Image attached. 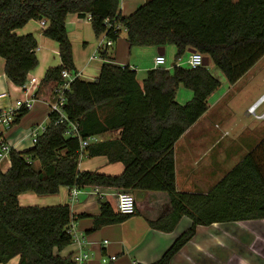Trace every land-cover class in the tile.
<instances>
[{
    "label": "trees",
    "instance_id": "1",
    "mask_svg": "<svg viewBox=\"0 0 264 264\" xmlns=\"http://www.w3.org/2000/svg\"><path fill=\"white\" fill-rule=\"evenodd\" d=\"M70 15H89L95 37L104 34L116 42L124 30L130 48L174 46L175 60L188 50L200 53L229 85L264 56V0H148L128 17L121 16L119 0H0V58L14 86L23 87L38 65L35 37L19 30L32 20L44 21L43 37L58 46L60 65L47 69L33 95L36 100L49 98L62 84L63 70L74 72L66 29ZM101 59L95 81L77 78L71 83L63 111L83 140L119 131V139L93 143L85 153L121 163L123 171L116 176L79 171V140L65 136L68 122L54 125L56 115H48L35 145L11 150L10 168L0 173V264L15 258L18 264H74L59 256L73 242L69 206L22 207L18 197L23 194L53 196L60 188L74 187L165 193L171 212L149 225L169 233L185 217L191 226L154 264H170L198 226L264 220V138L206 194L176 190L173 147L206 113L209 96L220 86L207 67L149 70L141 87L136 72L113 65L107 51ZM179 86L192 92L184 105L175 101ZM131 216L100 203L92 230Z\"/></svg>",
    "mask_w": 264,
    "mask_h": 264
},
{
    "label": "crops",
    "instance_id": "2",
    "mask_svg": "<svg viewBox=\"0 0 264 264\" xmlns=\"http://www.w3.org/2000/svg\"><path fill=\"white\" fill-rule=\"evenodd\" d=\"M147 1L119 0L121 16L132 15ZM45 27L40 26V21L32 20L18 31L20 35L32 34L37 42L38 65L27 75V81L34 78L40 83L48 68L60 65L57 44L43 37ZM66 29L72 47L74 72L79 78L86 77L91 82L95 81L104 61L101 55H98L96 60L90 59L96 55L97 44L103 37H95L90 21H87L86 17L80 19L75 15L68 16ZM120 36L123 38L121 43L117 40L107 50L109 62L134 70L137 83L142 87L146 72L156 68L155 57H166L167 46L130 48L124 30H121ZM161 48L163 54L158 53ZM169 50L172 54L176 53L174 46ZM125 51H128L129 55L124 59ZM188 54L190 55L189 52ZM263 60L264 56L240 80L234 85H229L227 89L233 91V88L257 68L259 69L256 75L263 72L264 67H261L264 64ZM167 61L165 58V67L161 68L171 72L177 65L171 61L168 65ZM262 72L260 75L263 74ZM139 73L141 77L138 76ZM38 86L30 87L26 93L21 91L20 87L14 86L5 77L4 60L0 58V94L7 95L0 100V106L9 105L16 100L32 98ZM30 90L32 97H29ZM215 94L216 91L208 98L206 113L178 139L173 147L175 186L178 192L206 194L264 138V125H257L264 124V121L255 119L256 123L237 121L235 106L231 100L227 103L232 93L218 96L211 102ZM48 99H34L33 109L20 117L17 116L13 128L6 135V142L13 150L25 151L32 147L26 136L31 128L47 124ZM191 99V91L183 86L177 88L175 101L178 104L184 105ZM251 104L245 107L243 112L247 118L251 117L247 113ZM226 121L234 123L233 130H230L229 122ZM119 138V131L108 132L96 136L95 143ZM9 168V160H0V173L7 172ZM78 170L116 176L122 173L123 165L110 164L105 157L89 158L84 152L79 159ZM69 191V188H60L53 196L23 194L18 197V204L22 207H50L64 204L69 206L72 215L70 230L74 241L61 251L59 254L61 258L72 259L79 252H84L90 256L86 264H154L191 226V221L184 217L172 232L165 233L153 229L149 225L150 222H156L170 214L169 198L165 193L134 191L131 193L136 202L134 215L120 224L92 230L93 219L99 215L100 203H109L112 210L118 213L116 210L118 192L111 189L87 188L80 190L70 199ZM105 241L106 244L103 245ZM7 264H18V259L15 258ZM170 264H264V220L198 226L194 236L173 257Z\"/></svg>",
    "mask_w": 264,
    "mask_h": 264
},
{
    "label": "built area",
    "instance_id": "3",
    "mask_svg": "<svg viewBox=\"0 0 264 264\" xmlns=\"http://www.w3.org/2000/svg\"><path fill=\"white\" fill-rule=\"evenodd\" d=\"M87 21H90V16H86ZM108 22L107 20L105 21ZM46 23L44 21H40V26L45 27ZM114 31L119 30V26H113ZM103 38L99 40L97 44V51L96 55L93 56L90 60H96L98 55H101L102 52L107 51L111 48L114 44V41L105 37L104 34L101 35ZM38 49H36L37 51ZM203 56L200 53L194 52L190 54L187 60V66L190 68H198L202 66ZM154 65L156 68L163 67L165 65V58L164 56H157L154 59ZM155 68V69H156ZM79 78V75L75 72H69L67 70H63L61 72V79L62 84L53 89L47 105L49 110V115L53 114L56 115V120L54 125H61L64 122L69 123V129L66 131L65 136L77 138L79 140V159L83 156L85 149L95 143V137H90L88 139H81L79 133L77 131V125L68 121L66 114L64 113L63 109L66 104V95L70 90L71 83ZM39 85V81L36 79L28 80L21 91L27 92L30 87H35ZM7 95L5 93L0 94V100L6 98ZM34 98H30L28 100H16L13 103L0 106V160L6 159L9 160V153L13 150L9 144L6 142V135L11 131L13 128L17 116L20 114L21 111L29 112L33 109L34 105ZM264 102V94L254 102L247 110L249 116H252L257 121H264V111L261 114H256L258 108ZM49 123V118H47V124L45 126H39L35 128H31L26 136V138L30 141L31 146H34L37 142V139L40 135H42L45 130L46 126ZM80 190L74 188L70 189V199H72ZM116 210L121 215H133L136 210V202L132 194L130 193H118L116 195ZM70 234L72 235V239L74 238L73 233L70 230ZM74 241V240H73ZM106 244V241L103 245ZM90 256L87 253L79 252L75 255L71 260L74 264H86L89 260ZM113 260V259H112Z\"/></svg>",
    "mask_w": 264,
    "mask_h": 264
},
{
    "label": "rangeland",
    "instance_id": "4",
    "mask_svg": "<svg viewBox=\"0 0 264 264\" xmlns=\"http://www.w3.org/2000/svg\"><path fill=\"white\" fill-rule=\"evenodd\" d=\"M117 40L119 41V43H121L123 38L120 36ZM170 47L171 46H167V48H166V57L165 58H166V60L169 61V62L167 61V64L169 65L170 61H171L172 63H175L178 67H182V68L187 67V60H188V57L190 56L188 54V52L183 53V55L180 57L179 60H175V56H174L175 53L172 54L170 52V50H169ZM128 55H129L128 51H125L123 58L125 59L126 57H128ZM134 65H135V63H134ZM261 67H264V64ZM207 69H208L209 73L215 79H217L218 82L220 83V87L216 90V94H215L214 98L211 100V102L213 100H215L218 96L222 97L223 95L231 92L232 93L231 98L229 95L227 103H229L230 102L229 100H231L233 106H235V108H234L235 119L237 121L245 120V121H247V123L255 122L254 118L252 116L247 118L243 115V112L245 110V107L249 106L251 103L253 104L256 100H258L260 98V96H262L264 94V82H263L264 71L263 72L261 71L263 73L262 75H260L261 72L256 75L259 68H257V69L254 68L255 70L253 72H251L248 76H246V78H244L240 82V84H238L235 88H233L234 90L232 91L231 89H227L229 87V84L227 83L225 77L216 67L213 66L212 63H210L207 66ZM138 76L141 77V73H139ZM79 79L82 81L91 82L86 77L85 78L81 77ZM29 97H32V91L31 90L29 91ZM263 111H264V102L258 108V110L256 111V114L259 115ZM226 122L227 123L229 122L228 127H230V130H233V124L234 123H232L230 121H226ZM226 122H225V124H226ZM257 125H264V124H257ZM35 167L38 169L39 164L35 163Z\"/></svg>",
    "mask_w": 264,
    "mask_h": 264
},
{
    "label": "water",
    "instance_id": "5",
    "mask_svg": "<svg viewBox=\"0 0 264 264\" xmlns=\"http://www.w3.org/2000/svg\"><path fill=\"white\" fill-rule=\"evenodd\" d=\"M159 50H160V52H159ZM159 50H158V53L163 54V49L161 48ZM188 52L190 54L194 53V51H192V50H188ZM208 65H209V58L208 57H204L203 58V62H202V67H207Z\"/></svg>",
    "mask_w": 264,
    "mask_h": 264
}]
</instances>
